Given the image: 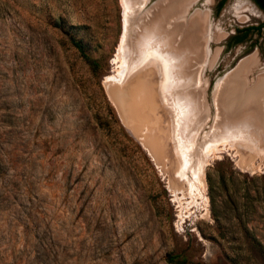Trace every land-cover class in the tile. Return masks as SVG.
Wrapping results in <instances>:
<instances>
[{
	"label": "rangeland",
	"instance_id": "1",
	"mask_svg": "<svg viewBox=\"0 0 264 264\" xmlns=\"http://www.w3.org/2000/svg\"><path fill=\"white\" fill-rule=\"evenodd\" d=\"M161 1L132 15L128 0H0V264H264V133L247 148L220 106L236 71L234 110L264 77V26L234 42L264 12L191 0L187 19L205 18L202 54L180 62L186 49L197 58L180 29L182 51L163 56L170 81L145 92L147 55L168 53L182 22L152 13ZM143 33L152 52L139 58ZM193 91L195 114L173 102ZM251 123L264 132L263 117Z\"/></svg>",
	"mask_w": 264,
	"mask_h": 264
},
{
	"label": "bare ground",
	"instance_id": "2",
	"mask_svg": "<svg viewBox=\"0 0 264 264\" xmlns=\"http://www.w3.org/2000/svg\"><path fill=\"white\" fill-rule=\"evenodd\" d=\"M128 1L132 5V7L133 6L135 7L134 8V12H131V14L132 13L134 14L136 11H138V9L142 8V6L144 4H146V2H147V0H132V1L128 0ZM190 2H191V0H162L161 2H159V4L157 6L152 8V10H151L152 13L153 12L154 13L160 12L161 15H163V17L165 18L166 21L182 20V22H181V25L180 24L176 25V29L171 32V34L169 36V39H167L168 36L165 37L164 43L166 45H164L165 46L164 48H165V50H166V48L170 49V50H166L168 52L166 54H163V52L160 51V50H154L155 52H152V51L146 50V49L144 50V42H143V40L145 39L144 38L145 34L143 33L142 35L139 34V36H137V39H136V41L133 44L134 46H132V48H131V49H133V52H139V54H138V56L140 55L139 58H141V55L144 52H152V54H148L147 55L148 56L147 60L149 59L148 62H150V66H149L148 71L146 72L148 74V77H147V80H146V84H145V82H141L139 80L141 82L138 85V88L140 90L144 89L143 91L146 92L149 89V88H147V86L149 85L148 81L149 80L151 81V79H152V81H151V85L152 86L150 88H152L154 86L156 87V86L159 85L160 90H162V88H163V86H162L163 76H164V78L166 76L165 79H169L168 82L170 81V79H171V71L167 69V67L169 66V62L170 61L167 60L166 58H164L163 56L165 55L167 57H170L172 55L175 58L176 50L182 51L181 48L183 47V45H184L183 43L184 42H182V44L180 43V46H181V48H180V46H178V43L176 41L177 40L176 39V34L182 28L185 29V31L187 32V35L190 34L189 35L190 36L189 39L188 38H187L188 40L186 39V42L189 43V44L186 43L187 44L186 47H189V46L193 45V47H194L193 53L191 51H190V53H191V55L195 54V56H197V58L196 59L193 58L192 60H190V57L187 55V52L189 51V49H186V52H183V51L181 52L182 53V60L180 62L181 63H187V64L188 63L192 64V62L193 63L196 62V64H197V60L199 59L200 53H201V50H202V46L205 45V43H203V42H205L204 39H206L204 37L205 35L201 37V34H202L201 31L204 29V24H205L204 20H205V18L203 16H201V15H193L192 17L187 19L186 13H188V7H189ZM152 13L150 15H152ZM145 14H149V11L147 13H145ZM139 15L143 16L144 13L143 14H139ZM127 20H128V23L131 22L130 14H129ZM156 27L157 28L159 27L157 22L155 23V25H153V28H156ZM206 29L209 31L208 28H206ZM127 30H129V28H127ZM208 34H210V33H208ZM206 35H207V32H206ZM208 38H209V35H208ZM176 45L178 47H176ZM156 51H158V52H156ZM143 56H145V55H143ZM246 64L247 63H245L244 65L246 66ZM245 70H247V66L245 67ZM140 72L141 73L143 72V68L140 70ZM237 73H239V72L236 71L234 73V75H232L229 79H227L228 83H227V87L225 89V93L222 94V97L220 99V106L222 107V109H224L223 111L226 112V115H228V117L225 118V119H228V120H225L226 122L224 123L225 126H228V127L226 129L224 128V130H228L226 132V134L238 136L237 139H239V137H240V139L246 140V142L244 144H245V146L247 148H250L251 146L254 145V142H255V140H253V138L257 139V137H258L261 140L262 139V135H260V134L264 133L261 130H260L261 132L257 133L258 131L255 129V127L251 123V122H255L256 121V117H258V119H261L263 117V119H264V91H262V89H264L263 88L264 87V77H262L260 79V81L258 82L257 89H254L252 91H248V92L244 93V102H243V105L241 106L242 108L234 110V108H232V107H234L233 106L234 105V103H233L234 101L233 100L235 99V97H237V94L235 92V90L238 92L237 85L238 84L239 85H241V84L244 85L245 84L243 82L244 80L242 79L243 78L242 77V72L236 77ZM179 77H180V73H177V79H179ZM174 78H175V75L173 74V80H174ZM160 82H161V84H159ZM175 87H179V86L176 85ZM251 89H253V88H251ZM108 90L110 91V88H108ZM132 91H137V89H133ZM200 91L198 93L193 91L190 94L186 95L185 97L182 94H179V95H177L175 97L173 102L175 104H178L180 102L186 103L187 100H190V103L192 105L191 106L192 114H195V111H197V109L199 107L198 103H197V96L200 93ZM119 99H121V98L119 97ZM117 100H118V98H117ZM119 101L122 102V100H119ZM229 102H230V104H229ZM154 111H155V108H154ZM162 116H164V113L162 114ZM231 120H232V122H231L232 124L229 125L230 124L229 121H231ZM250 120H252V121L250 122ZM223 122H224V120H223ZM148 123H150V122H148ZM235 126H237L239 128H236ZM219 128H220V125H219ZM224 132L225 131H223V133ZM212 134H213V131H212ZM195 135H196V132H194V139L191 141V143H192V146H191V150L192 151L191 152H193V150L195 148V142H198L197 138L195 137ZM216 136H214V137H216ZM158 138H160V137H158ZM246 138H249V139L252 138V139L250 141V140H248ZM204 139L206 140L205 143H208V145L210 144L208 149H210L213 146V143L216 144L217 141H218L215 138H213V136H210L208 134L205 135ZM145 140L143 141L144 143H145ZM146 141H147L148 147L152 148L151 146H149L150 142H149L148 138H147ZM205 143H203L202 146H200V151H202V149H203L202 147L207 145ZM213 150H211V152H213ZM197 156L199 157V151L196 153L195 156L190 157V160L188 159L187 161L185 160V162H183L187 169L189 168L190 165L194 166L195 159L197 158ZM202 160H203V158H200V162H202ZM181 161H182V159H181ZM197 161H199V159ZM196 164H197V162H196ZM202 170H203V168H202ZM203 171L201 172V175H198V174H196V170H195L196 179H201V181H203V177H204V172Z\"/></svg>",
	"mask_w": 264,
	"mask_h": 264
},
{
	"label": "trees",
	"instance_id": "3",
	"mask_svg": "<svg viewBox=\"0 0 264 264\" xmlns=\"http://www.w3.org/2000/svg\"><path fill=\"white\" fill-rule=\"evenodd\" d=\"M263 12H264V0H252ZM264 26V24L262 25V26H260V27H257V28H246V29H243V30H239V32L240 31H242L243 32V35L242 36H240V37H237V38H235V40H234V42L235 43H239V42H241V41H243L244 39H245V37L247 36V34L250 32V31H252V30H258V29H260L261 27H263ZM74 46L78 49V50H80L81 52H82V55L85 57V55H84V53H83V51H82V47H81V45L78 43V42H75L74 43Z\"/></svg>",
	"mask_w": 264,
	"mask_h": 264
},
{
	"label": "flooded vegetation",
	"instance_id": "4",
	"mask_svg": "<svg viewBox=\"0 0 264 264\" xmlns=\"http://www.w3.org/2000/svg\"><path fill=\"white\" fill-rule=\"evenodd\" d=\"M237 38V37H236ZM235 40V39H234Z\"/></svg>",
	"mask_w": 264,
	"mask_h": 264
}]
</instances>
